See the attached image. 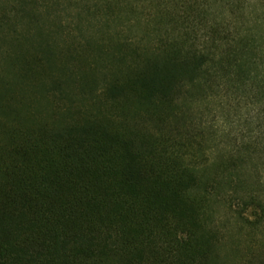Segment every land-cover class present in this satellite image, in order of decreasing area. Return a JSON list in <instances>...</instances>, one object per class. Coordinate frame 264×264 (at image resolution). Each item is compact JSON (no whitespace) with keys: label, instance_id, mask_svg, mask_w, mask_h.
<instances>
[{"label":"trees","instance_id":"16d2710c","mask_svg":"<svg viewBox=\"0 0 264 264\" xmlns=\"http://www.w3.org/2000/svg\"><path fill=\"white\" fill-rule=\"evenodd\" d=\"M0 264H264V0H0Z\"/></svg>","mask_w":264,"mask_h":264},{"label":"rangeland","instance_id":"374dc122","mask_svg":"<svg viewBox=\"0 0 264 264\" xmlns=\"http://www.w3.org/2000/svg\"><path fill=\"white\" fill-rule=\"evenodd\" d=\"M257 8L259 9V11H261L260 6H258ZM251 9H252V11H255V8H251Z\"/></svg>","mask_w":264,"mask_h":264}]
</instances>
